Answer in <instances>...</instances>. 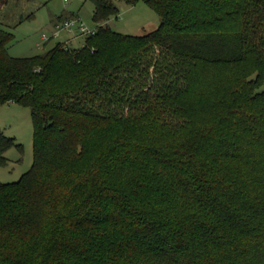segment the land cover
Segmentation results:
<instances>
[{"label": "trees", "instance_id": "16d2710c", "mask_svg": "<svg viewBox=\"0 0 264 264\" xmlns=\"http://www.w3.org/2000/svg\"><path fill=\"white\" fill-rule=\"evenodd\" d=\"M90 1L78 48L13 56L0 20V106L34 131L0 181V264H264V0H125L160 16L143 35Z\"/></svg>", "mask_w": 264, "mask_h": 264}, {"label": "rangeland", "instance_id": "374dc122", "mask_svg": "<svg viewBox=\"0 0 264 264\" xmlns=\"http://www.w3.org/2000/svg\"><path fill=\"white\" fill-rule=\"evenodd\" d=\"M120 12L112 17L108 24L119 33L126 35H143L156 30L161 22L158 13L140 1L129 4L125 0H115ZM94 4L90 0H8L0 12V20L12 24L8 27L15 34L9 45V53L13 56H33L44 54L58 42H63L67 35L76 36L70 47H82L86 35L77 34V24L73 32L59 29L67 18H76L91 29H96L93 20ZM59 35L55 36V30ZM47 36V39L44 38ZM264 91V83L258 88ZM0 132L15 139L22 148H9L5 157L6 164H0V181L15 182L27 172L33 164V122L31 109L18 104L0 106Z\"/></svg>", "mask_w": 264, "mask_h": 264}, {"label": "built area", "instance_id": "2783aa9c", "mask_svg": "<svg viewBox=\"0 0 264 264\" xmlns=\"http://www.w3.org/2000/svg\"><path fill=\"white\" fill-rule=\"evenodd\" d=\"M68 0H65V2H67ZM77 24V30L82 34V35H93L96 33V29H91L89 28L88 26L85 25V23L83 21H80L78 18L76 19H71V18H68L66 20H64L62 22L61 25H57V27L59 29H65L67 30L68 32H73L74 30V25ZM55 36H58L59 35V31L58 29L55 31ZM44 38L47 39V36L44 35Z\"/></svg>", "mask_w": 264, "mask_h": 264}, {"label": "crops", "instance_id": "0c3cea01", "mask_svg": "<svg viewBox=\"0 0 264 264\" xmlns=\"http://www.w3.org/2000/svg\"><path fill=\"white\" fill-rule=\"evenodd\" d=\"M76 18H79V16L77 14H75ZM68 19V18H67ZM3 24L7 27L11 26L12 24H9V23H4ZM56 31V30H55ZM55 33V32H54ZM71 33V32H70ZM77 34H81L78 30L76 31ZM82 35V34H81ZM76 36H79V35H76ZM75 35H67L65 40L62 42V43H65L67 46H69L70 44H72L75 40V38H77ZM61 42V41H60ZM84 45V44H83ZM77 48V47H76ZM10 104H16V103H10Z\"/></svg>", "mask_w": 264, "mask_h": 264}]
</instances>
